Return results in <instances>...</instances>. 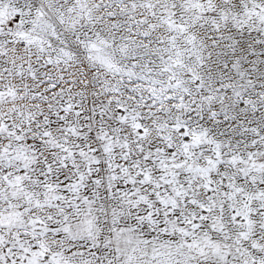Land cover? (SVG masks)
I'll list each match as a JSON object with an SVG mask.
<instances>
[{
	"label": "snow or ice",
	"instance_id": "obj_1",
	"mask_svg": "<svg viewBox=\"0 0 264 264\" xmlns=\"http://www.w3.org/2000/svg\"><path fill=\"white\" fill-rule=\"evenodd\" d=\"M0 264H264V0H0Z\"/></svg>",
	"mask_w": 264,
	"mask_h": 264
}]
</instances>
